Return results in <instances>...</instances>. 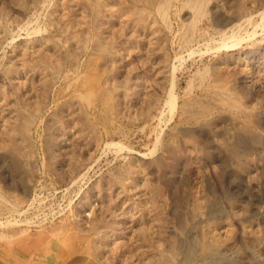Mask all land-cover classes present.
<instances>
[{
	"label": "rangeland",
	"instance_id": "374dc122",
	"mask_svg": "<svg viewBox=\"0 0 264 264\" xmlns=\"http://www.w3.org/2000/svg\"><path fill=\"white\" fill-rule=\"evenodd\" d=\"M0 264H264V0H0Z\"/></svg>",
	"mask_w": 264,
	"mask_h": 264
},
{
	"label": "bare ground",
	"instance_id": "6f19581e",
	"mask_svg": "<svg viewBox=\"0 0 264 264\" xmlns=\"http://www.w3.org/2000/svg\"><path fill=\"white\" fill-rule=\"evenodd\" d=\"M254 139H255V141H260L261 139L258 137V136H254ZM188 250V255H190V253H191V249L189 248V249H187Z\"/></svg>",
	"mask_w": 264,
	"mask_h": 264
}]
</instances>
